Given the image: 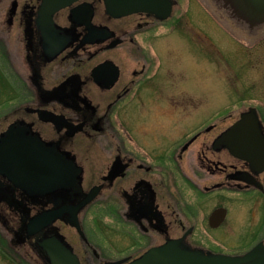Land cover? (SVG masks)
Here are the masks:
<instances>
[{"label": "flooded vegetation", "instance_id": "obj_1", "mask_svg": "<svg viewBox=\"0 0 264 264\" xmlns=\"http://www.w3.org/2000/svg\"><path fill=\"white\" fill-rule=\"evenodd\" d=\"M59 1L0 0V143L43 144L77 173L32 191L0 149V264H53L52 237L82 264H130L175 240L234 256L264 245V95L225 114L221 87L209 102L204 72L172 50L199 54L208 18L226 14L251 43L255 21L223 0H171L165 17ZM243 114L249 131H230Z\"/></svg>", "mask_w": 264, "mask_h": 264}, {"label": "water", "instance_id": "obj_2", "mask_svg": "<svg viewBox=\"0 0 264 264\" xmlns=\"http://www.w3.org/2000/svg\"><path fill=\"white\" fill-rule=\"evenodd\" d=\"M73 0H61L58 6H65ZM108 12L121 16L136 11H148L161 17L167 16L172 9L171 0H104ZM222 2V0L220 1ZM223 6L237 11L239 17L255 21L258 27L264 24V0H223ZM248 125V114H243L230 131L245 130L240 128ZM13 135H6L0 143L3 149L5 172L20 185L36 192L52 190L56 187H71L77 182V173L73 164L63 158V166L56 156L43 144L35 146L29 142L11 143ZM14 141V140H13ZM15 142V141H14ZM16 158L14 160L13 158ZM53 158V159H52ZM55 161L54 166L52 162ZM56 164L58 168H56ZM73 181V183H72ZM76 186V185H75ZM47 217L46 214L37 217V221ZM54 216L49 215L48 222ZM53 264H82L78 256L58 237H52L44 243ZM130 264H264V245H258L241 256L229 254L206 253L203 250H193L184 245L181 240L171 241L165 245L155 247L144 253Z\"/></svg>", "mask_w": 264, "mask_h": 264}, {"label": "rangeland", "instance_id": "obj_3", "mask_svg": "<svg viewBox=\"0 0 264 264\" xmlns=\"http://www.w3.org/2000/svg\"><path fill=\"white\" fill-rule=\"evenodd\" d=\"M223 17L221 16L220 20L228 21V25L225 22L223 26L213 23L212 19L208 18V36L202 37L204 48L199 54H195L198 51L193 47V42L191 47L185 49L175 42L172 50L179 53L186 51L191 57L192 67L195 63L201 68V72H204L209 102L219 101L216 90L221 87L223 103L227 106L225 114H228L229 109L236 111L238 106L246 105L249 99L244 97L252 95L255 90L258 96L264 95V24L250 43L246 37H240L239 40L231 33L232 27L240 28L233 18L227 14L225 19ZM221 22L223 24V21ZM178 35L176 33L174 37L179 39ZM233 102L236 104L230 105Z\"/></svg>", "mask_w": 264, "mask_h": 264}, {"label": "bare ground", "instance_id": "obj_4", "mask_svg": "<svg viewBox=\"0 0 264 264\" xmlns=\"http://www.w3.org/2000/svg\"><path fill=\"white\" fill-rule=\"evenodd\" d=\"M239 30V29H238Z\"/></svg>", "mask_w": 264, "mask_h": 264}]
</instances>
